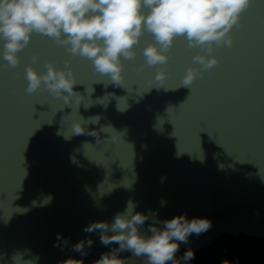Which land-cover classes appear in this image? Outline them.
<instances>
[{
	"label": "water",
	"instance_id": "obj_1",
	"mask_svg": "<svg viewBox=\"0 0 264 264\" xmlns=\"http://www.w3.org/2000/svg\"><path fill=\"white\" fill-rule=\"evenodd\" d=\"M228 35L232 44L213 43L211 53L176 37L166 64L149 65L142 49L152 36L145 32L135 57L122 58L119 86L90 59L38 33L17 53L16 66L0 57V264L79 258L53 246L58 232L70 243L91 236L84 264H92L108 246L84 226L111 221L129 200L138 211L158 209L161 218L187 212L211 219L181 251L207 249L224 236L264 238V0H251ZM197 54L217 63L204 69ZM65 60L79 105L43 87L26 91L27 65L43 72L46 61L64 68ZM189 66L197 75L184 85ZM158 67L162 83L154 79ZM75 120L89 129L110 126L100 133L107 140L73 134ZM48 195L51 202L42 204Z\"/></svg>",
	"mask_w": 264,
	"mask_h": 264
},
{
	"label": "clouds",
	"instance_id": "obj_2",
	"mask_svg": "<svg viewBox=\"0 0 264 264\" xmlns=\"http://www.w3.org/2000/svg\"><path fill=\"white\" fill-rule=\"evenodd\" d=\"M250 3L251 0H0V57L16 66L17 53L29 44L33 33H38L51 37L66 52L90 59L96 72L119 86L124 84L122 58L135 57L134 46L145 32L152 36L142 49L149 65L166 64L167 52L176 37H183L189 47L211 53L213 43L232 44L230 29L238 24ZM36 59L32 57L33 62ZM193 60L204 69L217 63L215 56L203 54L195 55ZM64 64V68H57L52 61H46L43 72L27 65L26 91L32 93L43 87L65 103L75 97L79 105L82 97L74 91L77 81L70 61ZM197 71L187 67L182 83L191 84ZM165 78V71L158 67L154 79L162 83ZM90 119L97 123L99 117ZM86 124L73 121L71 132L94 136L102 143L107 140L100 133L108 132L110 126L89 129ZM51 200L48 195L41 203ZM136 208L129 200L111 221L93 220L84 226V232L98 233L99 241L108 246L92 264H134L133 257H141L143 264H190L196 253L191 247L181 253L182 245H189L193 234L199 236L212 227L211 219L205 216L189 217L182 212L161 218L158 209L145 212ZM93 243L91 236L70 243V238L56 233L54 247H69L80 254L79 258L68 255L57 264H84ZM124 251L132 255L121 256ZM221 264H238V260L225 259Z\"/></svg>",
	"mask_w": 264,
	"mask_h": 264
},
{
	"label": "trees",
	"instance_id": "obj_3",
	"mask_svg": "<svg viewBox=\"0 0 264 264\" xmlns=\"http://www.w3.org/2000/svg\"><path fill=\"white\" fill-rule=\"evenodd\" d=\"M195 253V259L190 264H221L225 259L238 260V264H264V238L239 236L234 239L224 236L209 248Z\"/></svg>",
	"mask_w": 264,
	"mask_h": 264
}]
</instances>
